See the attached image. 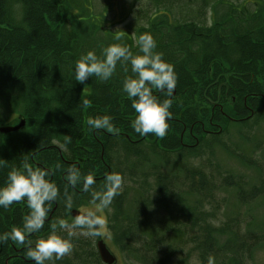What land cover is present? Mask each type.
I'll return each instance as SVG.
<instances>
[{
	"label": "trees",
	"instance_id": "obj_1",
	"mask_svg": "<svg viewBox=\"0 0 264 264\" xmlns=\"http://www.w3.org/2000/svg\"><path fill=\"white\" fill-rule=\"evenodd\" d=\"M119 1L0 0V127L23 122L0 133V187L24 160L54 173L49 179L61 197L44 228L29 237L34 241L90 204L82 185L65 181L70 165L92 173L97 190L107 173L118 172L123 192L105 214L107 236L126 264H208L209 257L244 264L264 244V228L252 232L242 210L264 200V162L254 156L264 144V0H133L124 16ZM117 24L123 27L112 28ZM146 32L178 76L163 139L131 127L136 114L122 90L134 75L130 64L118 63L108 81L92 77L83 85L74 78L75 62L88 51L100 56L119 43L139 54L134 37ZM102 115L112 117L118 136L86 124ZM66 135L71 143L62 151L53 141ZM218 151L255 178L223 167ZM232 191L236 211L229 214ZM28 211L26 202L0 207V234L22 227ZM97 239L73 238V253L54 264H103ZM0 264L34 261L26 259V246L9 241L0 244Z\"/></svg>",
	"mask_w": 264,
	"mask_h": 264
},
{
	"label": "clouds",
	"instance_id": "obj_2",
	"mask_svg": "<svg viewBox=\"0 0 264 264\" xmlns=\"http://www.w3.org/2000/svg\"><path fill=\"white\" fill-rule=\"evenodd\" d=\"M135 38L139 54L119 43L105 47L101 55L88 51L74 65L75 81L86 85L89 78L96 77L101 81L110 80L118 63L131 65L133 76L123 81L122 90L131 101L135 118L131 121L132 129L140 136L154 135L163 139L169 129L168 120L172 117L170 108L173 104L178 76L174 65L163 59V54L155 51L156 41L150 33H142ZM122 39L120 34L115 36ZM154 90L166 93L168 98L160 101ZM82 107H90L88 100L82 101ZM86 124L93 130H106L118 136L119 129L108 115L88 117ZM62 151H67L71 137L65 136L64 142L53 141ZM5 161L0 159V167ZM59 168V165H57ZM54 173L44 168H34L27 160L22 161L20 168H12L7 175L6 185L0 187V207L8 209L14 203L26 202L28 214L23 217L22 227H13L0 234V244L12 241L26 246V259L34 264H49L70 256L74 251L73 238H96L108 235V221L104 215L113 200L122 194L124 177L118 172L107 173L102 187L95 189L96 178L92 173L82 174L75 165H70L64 176L65 181L75 188L82 185L83 191L90 193L92 207L75 215L71 221L58 219L50 225L49 233L43 238L30 240L29 237L40 232L48 219L51 204L57 202L61 192L56 183L49 179ZM65 208L71 211L73 198L67 190L63 193ZM60 233H66V237ZM208 264H215L209 257Z\"/></svg>",
	"mask_w": 264,
	"mask_h": 264
},
{
	"label": "rangeland",
	"instance_id": "obj_3",
	"mask_svg": "<svg viewBox=\"0 0 264 264\" xmlns=\"http://www.w3.org/2000/svg\"><path fill=\"white\" fill-rule=\"evenodd\" d=\"M132 1L133 0H125V1L120 0L118 2V4H124V6L122 7V16L127 14L129 3H131ZM118 27H123V26H120L119 24L112 25V28L116 29ZM251 147H252V144L250 143L247 145L246 144L242 145V149L245 148L244 150L250 149ZM259 155H261L262 161L264 162V144L260 145L257 152L254 153V156L256 158ZM216 159L221 162L223 167H226V169L228 170L231 169L234 175L244 174L250 180H253L255 178V172L253 170L243 168L242 166H240L239 162H237L236 160L234 161L233 159H229L223 153H220V151L217 152ZM233 193H234L233 191L227 193L228 206L226 208V211H228L229 214H234V212L236 211L233 206L235 203L233 199ZM90 207H92L91 204L83 205L79 208V211L82 212L85 209L90 208ZM246 208L247 207H243L242 210L245 212H249L250 217L252 219L251 224L249 225V229L252 232H261V230L264 228V200H258L254 202L252 206L251 205L248 206L247 211H246ZM104 215L106 216L105 213ZM97 238H98L97 241L101 240L106 246L109 253L113 256L114 262L112 264H126L127 263L124 258L119 256L116 248L112 245L108 236L97 237ZM93 244H95V242ZM244 264H264V244L254 249L249 260H247V262Z\"/></svg>",
	"mask_w": 264,
	"mask_h": 264
},
{
	"label": "water",
	"instance_id": "obj_4",
	"mask_svg": "<svg viewBox=\"0 0 264 264\" xmlns=\"http://www.w3.org/2000/svg\"><path fill=\"white\" fill-rule=\"evenodd\" d=\"M22 121H20L17 125L15 126H7V127H0V133H12L18 130L22 126ZM78 213H72V217L77 215ZM95 249L97 252V255L100 259V261L103 264H112L114 262L113 256L109 253L107 250L106 246L101 240H98L95 243Z\"/></svg>",
	"mask_w": 264,
	"mask_h": 264
},
{
	"label": "flooded vegetation",
	"instance_id": "obj_5",
	"mask_svg": "<svg viewBox=\"0 0 264 264\" xmlns=\"http://www.w3.org/2000/svg\"><path fill=\"white\" fill-rule=\"evenodd\" d=\"M97 242V241H96Z\"/></svg>",
	"mask_w": 264,
	"mask_h": 264
}]
</instances>
